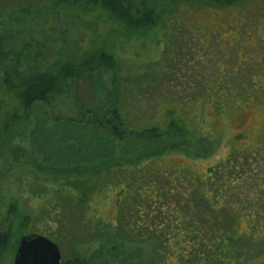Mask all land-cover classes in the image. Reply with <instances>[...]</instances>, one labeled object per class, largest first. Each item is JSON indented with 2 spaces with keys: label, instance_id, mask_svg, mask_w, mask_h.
<instances>
[{
  "label": "rangeland",
  "instance_id": "obj_1",
  "mask_svg": "<svg viewBox=\"0 0 264 264\" xmlns=\"http://www.w3.org/2000/svg\"><path fill=\"white\" fill-rule=\"evenodd\" d=\"M170 1L147 0L146 3L147 8L162 13ZM187 1L204 5L206 0ZM138 2L134 0L136 8H139ZM11 16L7 12L0 15V35L25 28L36 39L45 38L42 19L24 15L10 19ZM179 20L183 23L180 26V22H173L167 31L152 40L132 42L119 52L122 66L129 74L153 69L161 77L156 82L158 89L153 97L161 93L180 101L192 99L180 102L159 98L154 102L158 108L152 119L154 123L168 121L166 111L171 110L174 117L186 125L189 131L186 140L191 137L196 141L184 146L183 140L179 147L185 150L156 157L155 170L166 177L164 186L177 188L186 198L201 201L197 209L202 210V216L195 218L192 225L211 238L203 244V254L208 257H200V264H264V0H250L244 6L229 8L182 5ZM72 24L62 20L56 29L49 31V43L55 51L61 52L66 41L69 43L75 37ZM177 26L190 32V45L173 63L163 56V47L174 39L172 29ZM109 89L110 74H99L95 90L101 101ZM80 94L87 103L94 102L96 97L92 85H86ZM35 116V125L40 126L43 119L39 113ZM32 128L29 124L8 140L6 137V141L0 136V234H10V244L0 255V264H14L20 240L30 234L57 239L63 262L76 256L73 246L78 237H84L80 232L84 229L80 207H75L73 212L61 211L63 216L57 220L59 228L52 218L42 214L45 208L52 213L58 210L59 203L53 204L52 189L56 186L52 182L60 177L56 176L55 166L48 163L60 152H52L56 146L47 147L43 134L37 142L32 140ZM57 129L62 134L73 133L67 124ZM83 131L80 127L76 135L73 134V144L86 145L92 140ZM55 137L59 139L58 135ZM165 146L162 144L156 150L155 144L154 149L134 146L128 151L132 156L129 158L146 161L148 154ZM71 167H62V172ZM117 198V191L105 188L94 195L90 201L92 209L87 211L89 219L108 227L106 234L112 238H119L120 230L115 226L122 219ZM155 203L154 211L163 210L164 205L159 201ZM149 220L157 226L163 224L156 216ZM138 228L142 229L140 223ZM156 232L155 236L150 231L136 235L121 232V236L126 237L122 248L107 249L105 258L109 264H126L125 259L128 264H180L179 258L186 259L192 249L190 240L176 246L185 232L170 231L167 237L170 247L158 244L160 232ZM91 247L82 249V256H95L97 244ZM164 249H170L166 263L161 262Z\"/></svg>",
  "mask_w": 264,
  "mask_h": 264
},
{
  "label": "trees",
  "instance_id": "obj_2",
  "mask_svg": "<svg viewBox=\"0 0 264 264\" xmlns=\"http://www.w3.org/2000/svg\"><path fill=\"white\" fill-rule=\"evenodd\" d=\"M146 1L139 0V8H136L134 0H0V15L7 12L15 17L36 16L44 23L41 27L45 32L43 40L36 39L25 28L0 35V136L8 140L30 124L33 125L32 140L37 142L43 134L47 147L56 146L52 152H60L48 163L55 166L56 176L60 177L52 182L56 186L55 190L52 189L53 204L59 203L58 210L52 213L51 209L45 208L42 214L52 218L59 228L57 220L63 216L61 211L70 209L73 212L75 207H80L84 227L80 231L84 237H78L73 246L76 256L64 264H94L96 260L99 264H109L105 258L107 249H120L126 241L121 232L136 235L150 231L155 236L159 231L158 244L170 247L167 237L174 229L185 232L183 236L180 234L182 239L176 241V246L190 240L192 248L189 253L184 249L186 259L179 258L180 264H200V257H208L203 254L202 247L211 236L192 225L195 218L202 216V210L197 209L201 201L186 198L177 188L164 186L163 178L166 177L154 167L156 157L185 150L179 147L183 140L184 146L195 141L191 137V141L186 140L189 131L171 110L166 111L168 121L156 124L152 120L158 111L154 102L159 98L180 100L161 93L153 97L158 89L156 82L161 77L153 69L129 74L122 66L119 52L132 42L152 40L167 31L173 22H180L179 26L183 24L179 20L182 5L229 8L244 6L250 0H206L204 5L171 0L162 13L147 8ZM62 20L73 23L75 37L69 43L66 41L62 51L58 52L48 37L49 31L56 29ZM179 26L172 29L174 39L163 47V56L173 63L187 52L190 45V32ZM101 73L110 74V89L104 101L95 90ZM86 85L93 86L96 97L92 103L81 97ZM37 113L43 119V123L38 124L40 126L35 125ZM61 124H67L73 133L59 132L57 127ZM80 127L92 139L86 145H75L71 141ZM154 144L155 150L162 144L166 146L148 154L146 161L130 159L132 156L128 151L134 146L154 149ZM59 166L71 167V170L62 172ZM151 183L153 187H148L147 184ZM105 188L117 191L116 205L122 215L120 223L115 226L120 230L119 238L107 236L108 227L104 223L87 217V211L92 209L90 201ZM127 193L133 196H126ZM158 201L164 207L157 212L152 208ZM154 216L162 220L161 226L151 224L149 219ZM139 223L142 229L138 228ZM92 235L95 237H88ZM49 239L57 243L54 237ZM9 244L10 234H0V255ZM95 244L98 249L95 256H82V249H92ZM169 250H163L162 263L169 259ZM125 260L128 264L129 261Z\"/></svg>",
  "mask_w": 264,
  "mask_h": 264
},
{
  "label": "water",
  "instance_id": "obj_3",
  "mask_svg": "<svg viewBox=\"0 0 264 264\" xmlns=\"http://www.w3.org/2000/svg\"><path fill=\"white\" fill-rule=\"evenodd\" d=\"M14 264H64L59 247L49 238L39 235L20 240Z\"/></svg>",
  "mask_w": 264,
  "mask_h": 264
}]
</instances>
